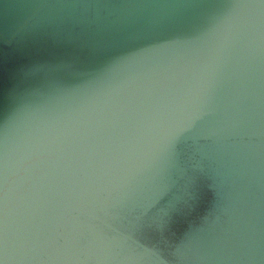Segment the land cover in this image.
<instances>
[{"label": "clouds", "instance_id": "clouds-1", "mask_svg": "<svg viewBox=\"0 0 264 264\" xmlns=\"http://www.w3.org/2000/svg\"><path fill=\"white\" fill-rule=\"evenodd\" d=\"M0 264H264V0H0Z\"/></svg>", "mask_w": 264, "mask_h": 264}]
</instances>
